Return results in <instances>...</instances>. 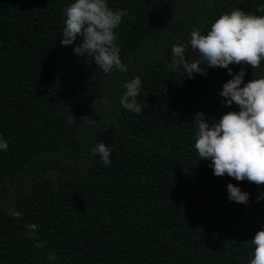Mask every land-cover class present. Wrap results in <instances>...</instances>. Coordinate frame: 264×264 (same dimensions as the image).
I'll return each mask as SVG.
<instances>
[{"label": "trees", "instance_id": "16d2710c", "mask_svg": "<svg viewBox=\"0 0 264 264\" xmlns=\"http://www.w3.org/2000/svg\"><path fill=\"white\" fill-rule=\"evenodd\" d=\"M0 264H264V0H0Z\"/></svg>", "mask_w": 264, "mask_h": 264}]
</instances>
